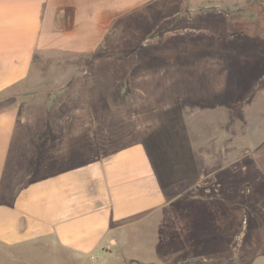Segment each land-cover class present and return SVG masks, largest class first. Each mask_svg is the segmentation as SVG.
I'll use <instances>...</instances> for the list:
<instances>
[{
    "label": "crops",
    "instance_id": "0c3cea01",
    "mask_svg": "<svg viewBox=\"0 0 264 264\" xmlns=\"http://www.w3.org/2000/svg\"><path fill=\"white\" fill-rule=\"evenodd\" d=\"M158 1L0 0V255L29 264L37 257L51 264H179L130 251L193 233L183 209L198 198L189 190L238 161L243 166L245 157L253 162L264 145L263 98L230 121L225 109L204 100L164 106L150 132L110 151L94 143L106 117L49 122L41 141L19 130L13 93L35 84L43 59L44 75L53 77L64 60L123 51L114 44L120 27L148 6L156 10ZM110 91L101 86L94 103H80L113 106ZM244 117L251 120L245 136ZM181 246L177 253L185 252Z\"/></svg>",
    "mask_w": 264,
    "mask_h": 264
},
{
    "label": "rangeland",
    "instance_id": "374dc122",
    "mask_svg": "<svg viewBox=\"0 0 264 264\" xmlns=\"http://www.w3.org/2000/svg\"><path fill=\"white\" fill-rule=\"evenodd\" d=\"M157 5L120 27L114 44L127 52L64 60L53 77L44 75L49 60L43 59L35 84L13 93L19 130L39 140L49 122H64L60 118L106 117L94 143L99 151H110L150 132L164 106L204 100L213 110L225 109L229 120L235 110H249L252 100L264 99V0H160ZM105 85L112 89L107 95L113 106L81 105L94 103L93 91ZM243 122L245 136L251 120ZM255 153L253 162L245 157L243 166L238 161L189 190L187 195L198 198L193 209H183L185 228L193 227V233L183 230L171 245L130 252L179 264H264V145ZM181 245L185 252L177 253ZM1 255L0 264H29Z\"/></svg>",
    "mask_w": 264,
    "mask_h": 264
}]
</instances>
